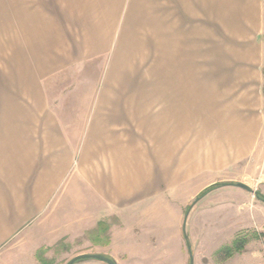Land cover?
Instances as JSON below:
<instances>
[{
	"label": "crops",
	"instance_id": "obj_1",
	"mask_svg": "<svg viewBox=\"0 0 264 264\" xmlns=\"http://www.w3.org/2000/svg\"><path fill=\"white\" fill-rule=\"evenodd\" d=\"M211 1L228 12L230 0ZM176 8L177 0H0V41L8 24L20 57L0 61V264H40L39 251L76 239L94 248L83 253L117 264H191L188 208L194 264H264V177L247 176L264 161L263 115L237 103L219 142L191 145L185 166L177 80L133 74L144 68L145 30L176 22ZM236 238L240 253L219 254Z\"/></svg>",
	"mask_w": 264,
	"mask_h": 264
},
{
	"label": "rangeland",
	"instance_id": "obj_2",
	"mask_svg": "<svg viewBox=\"0 0 264 264\" xmlns=\"http://www.w3.org/2000/svg\"><path fill=\"white\" fill-rule=\"evenodd\" d=\"M195 4L191 8L177 0L176 22L157 24L158 32L147 27L145 39L139 40L143 41L140 65L144 68L133 72L135 78L177 80V159L185 166L191 160V145L205 148V144L213 146L219 142L223 121L229 125L231 111L242 101L246 115H263L264 143V0H230L228 12L225 8L224 13L211 0H195ZM174 10L169 8L171 13ZM163 26L164 32L160 29ZM10 31L7 24L5 43L0 41L5 55H0V61L3 57L6 62L20 59L15 55L19 44L11 38ZM70 77L72 74L68 84ZM149 89L152 92L154 88ZM247 176L252 182L263 178L264 161ZM189 211L190 208L184 212L185 232L189 245L196 246ZM233 243L222 247L219 254H227ZM200 246L207 253L212 250L208 242ZM93 249L84 239L63 240L44 249L39 263L66 264L74 256ZM242 249H234L229 255Z\"/></svg>",
	"mask_w": 264,
	"mask_h": 264
},
{
	"label": "water",
	"instance_id": "obj_3",
	"mask_svg": "<svg viewBox=\"0 0 264 264\" xmlns=\"http://www.w3.org/2000/svg\"><path fill=\"white\" fill-rule=\"evenodd\" d=\"M235 185H237L238 187L243 188L247 191H252L251 188L244 183H237ZM186 218H187V216H186ZM186 218L184 220V231H185V226H186ZM185 239H186L187 243L189 244V237L186 235V232H185ZM189 248H190V254H191V264H194L193 256H192V250H191L190 245H189ZM89 259L101 260V261H104L108 264H117V262L115 260H113L112 258L105 256L103 254H99V253L78 254V255L74 256L72 259H70L66 264H75L79 261L89 260Z\"/></svg>",
	"mask_w": 264,
	"mask_h": 264
},
{
	"label": "trees",
	"instance_id": "obj_4",
	"mask_svg": "<svg viewBox=\"0 0 264 264\" xmlns=\"http://www.w3.org/2000/svg\"><path fill=\"white\" fill-rule=\"evenodd\" d=\"M219 185H222V184H221V183H217V184H215V185L209 187V188H208L206 191H204L200 196L204 195L208 190L213 189L214 187H217V186H219ZM256 196H257L258 199H260L261 201L264 202V195H263L261 192H259V191L256 192ZM243 245H244V240H243L242 238H237V239L234 241L233 246H232V247H229V248L227 249V251H229V252L227 253V255L231 254V253L233 252L234 249L238 250V249L242 248ZM43 250H44V249H42L41 251H39V254H38V258H39V260H41V257H42V256H41L40 254L43 252Z\"/></svg>",
	"mask_w": 264,
	"mask_h": 264
},
{
	"label": "built area",
	"instance_id": "obj_5",
	"mask_svg": "<svg viewBox=\"0 0 264 264\" xmlns=\"http://www.w3.org/2000/svg\"><path fill=\"white\" fill-rule=\"evenodd\" d=\"M261 237V241H262V244H263V247H264V234L260 235Z\"/></svg>",
	"mask_w": 264,
	"mask_h": 264
}]
</instances>
